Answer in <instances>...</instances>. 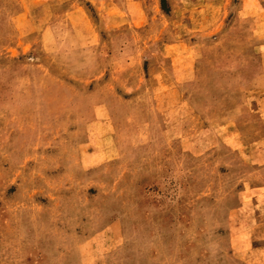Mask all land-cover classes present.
I'll use <instances>...</instances> for the list:
<instances>
[{
	"label": "rangeland",
	"instance_id": "rangeland-1",
	"mask_svg": "<svg viewBox=\"0 0 264 264\" xmlns=\"http://www.w3.org/2000/svg\"><path fill=\"white\" fill-rule=\"evenodd\" d=\"M0 264H264V0H0Z\"/></svg>",
	"mask_w": 264,
	"mask_h": 264
}]
</instances>
